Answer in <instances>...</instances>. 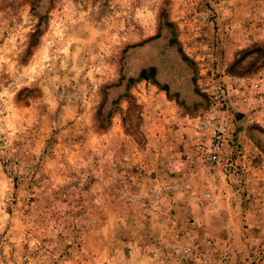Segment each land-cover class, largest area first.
<instances>
[{"label":"rangeland","instance_id":"obj_1","mask_svg":"<svg viewBox=\"0 0 264 264\" xmlns=\"http://www.w3.org/2000/svg\"><path fill=\"white\" fill-rule=\"evenodd\" d=\"M0 264H264V0H0Z\"/></svg>","mask_w":264,"mask_h":264},{"label":"trees","instance_id":"obj_2","mask_svg":"<svg viewBox=\"0 0 264 264\" xmlns=\"http://www.w3.org/2000/svg\"><path fill=\"white\" fill-rule=\"evenodd\" d=\"M153 72H154V69H153V68L150 69L149 71L143 70V71L141 72L140 77H141L142 79H148V78H149L148 75H150V73H153Z\"/></svg>","mask_w":264,"mask_h":264}]
</instances>
